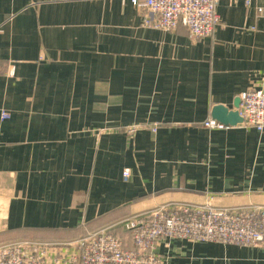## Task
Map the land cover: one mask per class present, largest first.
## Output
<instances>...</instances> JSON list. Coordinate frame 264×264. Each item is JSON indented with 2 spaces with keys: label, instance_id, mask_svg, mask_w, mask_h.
<instances>
[{
  "label": "crops",
  "instance_id": "crops-1",
  "mask_svg": "<svg viewBox=\"0 0 264 264\" xmlns=\"http://www.w3.org/2000/svg\"><path fill=\"white\" fill-rule=\"evenodd\" d=\"M215 14L191 40L147 28L129 0H0V244L124 237L169 204L264 207V132L204 127L264 91V0ZM144 124L157 132H122ZM165 244V264H264L263 248Z\"/></svg>",
  "mask_w": 264,
  "mask_h": 264
},
{
  "label": "built area",
  "instance_id": "built-area-1",
  "mask_svg": "<svg viewBox=\"0 0 264 264\" xmlns=\"http://www.w3.org/2000/svg\"><path fill=\"white\" fill-rule=\"evenodd\" d=\"M129 1L146 14L147 28L174 32L181 25L191 40L211 36L219 25L215 14L218 0ZM244 1L248 6L251 0ZM262 12L257 9L259 16ZM8 76H13L12 67ZM238 113L243 121L240 126L264 132V91L245 92ZM7 118L2 114L3 120ZM204 127L230 128L212 119ZM141 130L155 134L158 124L126 126L122 132L132 138ZM123 176L129 177V173ZM122 229L124 237L102 229L61 244L33 240L0 244V264H165L156 249L161 242L168 247L173 240L264 249V207L216 209L209 204H169L127 219Z\"/></svg>",
  "mask_w": 264,
  "mask_h": 264
},
{
  "label": "water",
  "instance_id": "water-1",
  "mask_svg": "<svg viewBox=\"0 0 264 264\" xmlns=\"http://www.w3.org/2000/svg\"><path fill=\"white\" fill-rule=\"evenodd\" d=\"M240 105V100H236L234 104V111H229L222 106H216L211 111L212 120L226 126L235 127L242 124V119L239 116L238 108Z\"/></svg>",
  "mask_w": 264,
  "mask_h": 264
}]
</instances>
